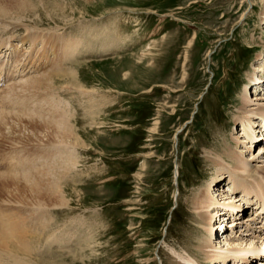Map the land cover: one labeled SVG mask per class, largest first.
Masks as SVG:
<instances>
[{"label": "rangeland", "instance_id": "1", "mask_svg": "<svg viewBox=\"0 0 264 264\" xmlns=\"http://www.w3.org/2000/svg\"><path fill=\"white\" fill-rule=\"evenodd\" d=\"M30 2L25 16L11 14L9 19H1L6 22L0 20V47L8 38L11 43H19L14 53L17 63L12 58L7 67L0 57V67L5 63L10 70L16 66L15 70L20 71L23 59L31 55L35 60L41 43H34L35 50L30 51L33 46L30 48L25 40L28 30L45 33L49 39L82 37L85 45L78 47L82 50L90 44L84 41L89 35H96L101 28L108 32L103 34L104 39L102 33L100 40L95 37L94 48L88 54L77 52L73 59L62 62L69 61L60 69H54L66 71L70 66L80 86L93 92L91 99L59 82L52 89L39 88L38 95L17 85L30 75L51 74L52 63L69 55L65 52L56 57L49 53V62L41 64L39 71L0 86V114L7 113L0 125V167L8 166L0 169V235L4 231L34 232L33 237L41 239L34 245V264H180L178 257L186 256V252L205 261L197 251L203 235L190 236L188 227L196 223L190 224L188 218L192 192L211 179L205 158L212 150L214 137L220 142L218 153H223V138L214 134L217 127L228 123L223 133L225 146L245 150L249 163L255 161L254 167L264 168V155L259 152L264 141L245 146L240 140L249 139H245L241 124L234 123L236 114H241L243 94L247 100L260 95L261 100L252 103L264 104V0ZM0 5L8 7L9 2L0 0ZM114 32L123 40L115 39ZM103 41L109 46H102ZM26 51L29 55L23 53ZM21 53L23 58L18 57ZM258 78L263 80L259 86L255 84ZM42 93L58 103L55 109L72 118L70 124L79 146L74 147L73 168L63 166L62 161L68 160L55 155L43 163L37 161L39 151L50 152L55 144L60 146L52 134L42 129L41 119H49L45 113L51 117V106L44 107L46 98ZM2 96L12 98L8 106L1 104ZM28 115L32 118L27 119ZM257 120L255 129L260 139L264 123ZM52 121L60 124L61 118L53 117ZM34 170L25 180V173ZM206 171L209 176L205 178ZM11 177L16 180L6 186L5 181ZM230 186L226 179L211 192L224 191L230 196ZM56 189L63 193V206L53 209L39 204H53L47 197ZM240 194L231 196L242 200ZM250 208L254 211L253 206L244 208L242 220L255 215ZM70 220L83 223L78 227L69 224ZM232 220L225 218L216 223L222 226L213 244L225 242L228 234L239 235L242 229L227 227ZM5 221L12 225H5ZM51 234L52 238L48 237ZM56 241H61L60 247Z\"/></svg>", "mask_w": 264, "mask_h": 264}, {"label": "bare ground", "instance_id": "2", "mask_svg": "<svg viewBox=\"0 0 264 264\" xmlns=\"http://www.w3.org/2000/svg\"><path fill=\"white\" fill-rule=\"evenodd\" d=\"M7 1L9 2L8 7L0 5V20L1 19H9L11 14H17L19 17L20 15H23L24 13L29 12V6L31 4L30 0H7ZM262 14L264 16V11L262 12ZM23 16H25V15H23ZM1 21L6 22L7 20H1ZM27 32H28V35L26 36L25 40H26V42H29V45H31V46H29L30 48L33 46L32 49H30V51L35 50L34 43H41V45L39 44L40 48L35 53V60H34V57H31V55H29L28 51L23 52L26 55L28 53L29 56L25 60L23 59L22 67L20 68L22 70H20V71L15 70L16 66L14 67V69H11L12 72L17 73L19 76H23L22 77L23 79L26 78V77H24V75L39 71L42 68L41 64H43L45 62L48 63L49 62V59H48L49 53L53 57H56L63 52L68 53L69 55L62 57L58 63H52L51 66H52L53 72L51 74L45 73V75H44L43 73H41L42 75L35 76V77H31V75H30L31 78L29 77V79H27L26 81H21V82H19L20 84L17 83V85H19L20 88L25 89L24 91H26L27 93H29L31 95L32 94L38 95L40 93L37 92L36 90H38L39 88L52 89L55 87V83L59 82L60 83L59 85L65 86L66 88H69L73 92H79L81 94L87 95L88 98L91 99V97L93 96V92L88 91V89L86 87L83 88L82 86H80L81 84L79 83L77 73L73 72L72 70H69V69H71L70 66L68 67V69L66 71H62V70L55 71V70L60 69L61 65L63 64L62 62H64L67 58L73 59L74 56L77 55V52H78V54L80 52L82 54L83 50H84V52L88 54L90 52L88 50L90 48L91 49L94 48L95 37L99 40L101 37H103V39L106 37L103 34L108 32L107 28H101L99 33H97L96 35H94V36L89 35V37L87 39H84V41H87L90 44H87L88 47H83V50L81 48H78V47L83 46V44L85 45V43H83L81 40L82 37L79 38V36H72V37L70 36L71 38H68V39L67 38L65 39L64 37L59 36V38L57 37L55 39L54 38L49 39L46 37L45 33H42L40 31H36V30L34 31L33 30L30 32L28 30ZM118 32H114L113 35L116 36L115 39H118V37H120V41H122L123 38L121 35L118 34ZM100 33H102L101 37L99 35ZM47 34H50V33H47ZM23 42L25 43V41H23ZM23 42H21V43L24 45ZM103 43H105V41H103L101 43L102 46H107V47L109 46V45H105ZM0 44H1V42H0ZM17 45H19V43L15 44V43L8 42V39L5 40V44L2 47H0V50H1L0 51V57L3 59V61L5 60V55H6L7 51L10 50V52L7 55V58H9V57H10V59L15 58L14 62L17 63V59H16V57H14L15 51L17 50V48H19ZM97 46H99V45H96L95 47H97ZM50 47H54V49L51 51ZM107 47H105V48L107 49ZM79 49H81V50H79ZM49 51H51L53 55ZM20 56L22 57V53L18 57H20ZM4 62H6V64H9L8 61H4ZM67 62H69V61L67 60ZM67 62H65L63 65H65ZM25 63H29L28 66ZM1 68H2V66H1ZM11 70H10V68H7L4 66V68H2L0 71V75H3L5 73V71L9 72ZM59 73H65V74L59 76ZM59 78H62V79H59ZM58 79L62 80V81H59ZM262 82H263V80H259V78H258V80L255 84L258 85ZM57 88H62V87H57ZM31 89H32V91H30ZM7 90L14 92L13 88H11V87H8ZM54 92H55V90L53 91V93ZM43 95L45 96V94H43ZM5 96H2L3 101L1 104L4 105V103H5L8 106L10 104V102L12 101L11 100L12 98L9 99L8 96L7 97H5ZM258 96H260V95H258ZM258 96L252 100H247L246 95H244V94L242 95V99L240 102L241 105L239 107V110H241L240 111L241 114L240 115L236 114V116H235L236 119L234 121V123L239 122L241 124L242 130H243V135L245 136V139L246 140L249 139V141H247V142L243 139L240 140L241 141L240 143H242V144L246 143L248 145L249 143L253 144L259 140L264 141V136H261L260 139L257 138L258 131H256V129H255L256 128L255 127L256 126V123H255L256 119L261 120V122L264 123V104L260 106V104L256 105L257 103H252L254 101L256 102V101L261 100V98ZM25 97L28 98L27 96H25ZM34 97H36V96H34ZM24 98L22 100L26 101V99H24ZM45 98L46 99H44V100H45V103L47 106H44V107H48V105L51 106V108L48 110L51 117L49 116L48 113H45V114H47L49 119L47 121H45L44 119H41L42 123H43L42 129L45 132H48L49 135L52 134V137L57 139V142L60 143V146L58 144H57L58 146H56V144H55L54 147H56L58 150L56 148H53V146H52L51 149L53 148L56 150H54V151H53V149L51 151L49 150L50 152L39 151L40 156L36 157L37 161L38 162L42 161V163H43V162H45L47 157H54V155H55L57 158L61 157L65 160H68L66 162L62 161V162H64V163H62L63 166L67 165L69 168L70 167L73 168L71 163L73 165L75 164V159H74L75 154H76L75 148H76V146L77 147H79V146L77 145V140H75V132L72 131V128H74V127H72L70 124L71 123L70 120L72 118H70V120H69V117H70L69 114L65 115V114L61 113L60 111H58L57 109H55L58 107V103L56 101L54 102L53 100H51V98H49L47 96H45ZM13 99H15V97ZM233 102H235V101L233 100ZM31 106H34V105L32 104ZM253 107H255V109ZM27 109H29V108H27ZM26 112H28V111H26ZM22 114H23V112H22ZM6 115H7L6 112H5V114L4 113L0 114V125L5 122L4 118ZM9 116L10 115H8V117ZM57 116H60V118H61L60 124L53 123V121H52L53 117H57ZM34 117L37 118L38 116L37 117L34 116ZM26 118L28 119V118H32V117H29V115H28V117H26ZM37 121H38V119H37ZM29 122H30V120H29ZM231 122H232V120L230 121V124H231ZM39 123H41V121ZM228 127H229V125H228V123H226V124H224V126L217 127V129L214 131V134H219L223 138L222 140L220 139L222 141L223 153H218V151H217V148L220 147L218 145V144H220V142L218 140L215 141V137H214V139L212 138L214 140V143L212 144V150H211L212 153L209 152V155L207 154L206 158H205L209 173L211 171V173H210L211 179H208V181H206L204 184L201 183L200 188L195 190L194 193L192 192V195L190 198L191 199L190 206H191L192 212L190 213V218H188V219L192 221V223H190V224H193V222L196 223L195 224L196 227L195 226H189L188 228L191 229V232H190L191 237L203 235L202 240H199L200 242L197 241V242H199L198 246H197V251L199 254L200 253L203 254V257H204L203 259L205 261L197 260V258H195L191 254L186 252V254H185L186 256H180L179 255L180 257H178V258L180 259V264H208L207 262H212L213 264H230V263L231 264H245L246 262L248 263L251 260H260L261 264H264V168L254 167L253 162H255V161H253L252 164L249 163L248 161H250L249 160L250 158H248V156H244L245 150H242L241 152H239L235 149H233V150L230 149L229 146H227V145L225 146L224 135H225ZM224 131H225V133H224ZM73 132H74V134H73ZM223 133H224V135H223ZM64 138H66V140H64ZM246 144H245V146H246ZM44 146H46V145H44ZM249 148H250V146H249ZM208 151H210V150H208ZM45 152L49 153V155L46 154ZM259 152H261V154L264 155V146L260 147ZM252 160H254V158ZM31 161L33 163V160H31ZM29 163H30V161H29ZM44 167H46V166H44ZM0 169L3 170V169H7V168L0 167ZM15 169H16V167H15ZM15 169H13V171ZM36 170H34L28 174L25 173L24 179L28 180L29 179L28 176H30ZM68 172H69V170H68ZM20 174H22V173H20ZM53 174H55V173H53ZM14 175L15 174H13V177H14ZM58 175H60V173H58ZM62 175L63 174H61V176ZM35 176H36V174H35ZM64 176H65V174H64ZM204 176H205V178L207 176H209V174H207V171H206V174L204 173ZM0 177H1V175H0ZM2 177H3V175H2ZM4 177H6V175ZM13 177L9 178L12 180H6L5 181L6 186L11 181L16 180L15 178L13 179ZM31 177L34 178L33 176H31ZM45 178H43V180ZM48 178H50V177L48 176ZM226 179H228V181L230 182V185L233 186V188L230 186L231 191H232L231 195H234L238 192L242 193V194H240V195H243L242 200H240L239 198L234 199L231 195L229 196L230 193L228 194V192H227V194H225L224 191L218 193L219 191L217 190L216 191L217 193L214 194L215 196L213 195V193L211 192L212 188L213 187L218 188V186H221L222 182H224ZM38 183H40V182H38ZM35 184H37V183H35ZM50 184H47V185H50ZM29 185L32 186V183ZM50 186H52V185H50ZM32 187H34V186H32ZM47 188H49V187H47ZM49 189H48V191H49ZM6 191H8V189ZM61 192L58 191V189H56V191H52L50 194H48L49 195V197H47L49 199L48 201L51 200L53 204H44V203H39V204L50 206L53 209H55L58 206H63L64 199L62 196L63 193H61ZM216 194H218V195H216ZM219 194H220L221 198H218ZM56 196H58V197L61 196V197L60 198L57 197V199L53 198ZM51 201H50V203H51ZM67 203L68 202L66 201V204ZM254 204H255V210L256 211H253L251 208H250V210L255 212L254 213L255 215H253V216L249 215L247 219L242 220V216L244 214H246V211L244 210V208L248 209V207L250 205H254ZM34 211H33V213H34ZM6 213H8V212H6ZM1 215H2V213H1ZM24 217H25V215H24ZM225 217L226 218H234V220H232L229 224H227L228 228H232V230L233 229L235 230V229H237V227H239L238 229H240V230L242 229V230L239 232V235H237V236H235V235L232 236V234H228V239L225 240V242H222L223 241L222 240L221 242H218V245L217 244L215 245V244H213L212 240L214 238V235L218 234L221 231L220 226H222V225H218L216 223L221 222V220H223V219L225 220ZM20 218H18V219L21 221ZM2 219L4 220L3 216H2ZM5 220H6V218H5ZM239 220H240V222H239ZM6 221L4 222V224L6 223ZM36 221H38V220H36ZM258 221H260L259 225L255 226ZM28 222L29 221H27V223ZM73 222H71V220H70L69 224L74 225L76 223V225L78 227H80V225H82L79 223H83L82 221H77L74 223ZM249 222H251L250 225H246ZM15 223H16V221H15ZM9 224H11V223H8L5 225L8 226ZM33 224H34V222H33ZM253 224H255L254 225L255 227H253ZM45 225L47 226V224H45ZM18 227H20V226H18ZM2 228L6 229L5 226ZM75 228H76V226H75ZM14 230H16V229H14ZM7 231H9V230H7ZM37 232H38V230H37ZM33 233H28L27 230H26V232L20 231L17 233H12V231L11 232H5L4 231V233H2L3 235H0V264H34L33 261H31V259H32L31 256L34 255V251H33L34 245H36L41 239L37 238V237L34 238ZM231 233H233V231ZM60 234H59V236H60ZM34 235H35V233H34ZM36 236H37V234H36ZM53 236H56V235L53 234ZM68 236H69V234H68ZM48 237L52 238V234L48 235ZM48 237H46V239ZM69 237H71V236H69ZM71 238H73V236ZM59 239H61V237ZM188 239H189V237H188ZM51 241L55 242V240H51ZM58 241H56V242H57V245L60 247L59 243H61V241L59 243H58ZM49 242H50V240H49ZM49 242H47V243H49ZM52 242H51V244H52ZM48 249H49V247H48ZM172 252L174 253L173 249H172ZM173 253H171V254H173ZM259 264H260V262H259Z\"/></svg>", "mask_w": 264, "mask_h": 264}]
</instances>
